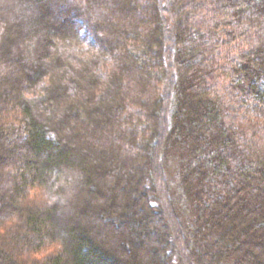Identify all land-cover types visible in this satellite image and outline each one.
Here are the masks:
<instances>
[{
  "label": "trees",
  "instance_id": "trees-1",
  "mask_svg": "<svg viewBox=\"0 0 264 264\" xmlns=\"http://www.w3.org/2000/svg\"><path fill=\"white\" fill-rule=\"evenodd\" d=\"M264 0H0V264H264Z\"/></svg>",
  "mask_w": 264,
  "mask_h": 264
},
{
  "label": "rangeland",
  "instance_id": "rangeland-1",
  "mask_svg": "<svg viewBox=\"0 0 264 264\" xmlns=\"http://www.w3.org/2000/svg\"><path fill=\"white\" fill-rule=\"evenodd\" d=\"M249 104L250 105H247L245 102L239 103V108L242 111V115H244L245 111H248V115L250 116L249 119L252 118V120L259 122L260 124H264V106L257 103L256 101H251Z\"/></svg>",
  "mask_w": 264,
  "mask_h": 264
}]
</instances>
